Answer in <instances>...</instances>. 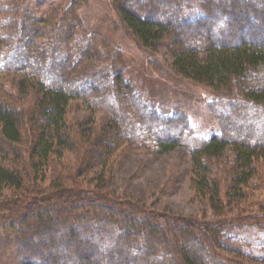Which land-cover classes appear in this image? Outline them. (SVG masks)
<instances>
[{
  "label": "trees",
  "instance_id": "trees-1",
  "mask_svg": "<svg viewBox=\"0 0 264 264\" xmlns=\"http://www.w3.org/2000/svg\"><path fill=\"white\" fill-rule=\"evenodd\" d=\"M214 1L205 0L209 8L206 14L210 17L208 22L211 30L202 29L201 32L188 33L184 37L190 39L193 34L201 33V37L198 36L201 43L197 46L183 47L182 40H178L179 47L172 51V62L168 67L175 75L214 92L219 101L211 102L212 111L213 102L215 105L223 102L232 109V114L238 117L237 125L241 128L237 139L226 135L233 118L222 112L216 114V110L213 113L218 118L221 133L209 139L190 134L181 120L168 122L163 127L175 132L176 136L157 135L153 130L160 127V118L148 112L133 93H124L120 88V75L113 77L101 70L98 71L101 74L94 72V77L102 75L103 79L97 87L88 90V85L80 79H73L75 77L71 79L77 82L72 81L71 86L55 84L32 68L26 67L23 72L19 71L18 67L8 65L7 59L0 68V94L5 92L6 79H11L16 90L14 94L8 92V98L0 95V199L6 190L13 194L11 198L6 196L7 203L2 201L0 205L9 207V201L10 204L15 203V211H20L22 222L30 221L28 225L35 227L26 235L48 241L44 244L47 247V264H101L102 261L96 262L92 257L102 248L109 255L108 264H231L230 259L223 261L216 251L219 241H222L221 221L202 225L197 221L176 218L171 220L173 222L170 225H164L153 218L155 215L152 216L151 211L141 208L139 213H134L120 206L105 208L103 203L100 205L98 198L90 195L89 189L80 186L72 190L67 184L71 179V171L76 170L77 174L83 175L98 164L102 165V172L92 175L96 176V181L101 179L113 149L126 141L134 147L153 144L162 153L185 145L192 154L194 174L197 176L194 183L199 194L209 199L210 204L216 205L220 203V192L216 185L211 189L208 174L212 172L213 160L231 148L235 156L231 164V190L239 199L243 197L244 189L257 174L258 166H264V33L254 27L257 22L264 24V0H234L235 10L242 9L245 18L253 20L254 12L260 18L253 21L252 26L246 24L240 27L237 19L232 24L236 26L234 30L229 21L227 24L224 21L228 19L227 13H223L222 7H218ZM260 1V4L256 3ZM226 3L229 4L230 0H226ZM21 4L18 1L19 7ZM220 13H223L224 19L215 18ZM74 15L73 12L66 18ZM121 16L143 46L153 47L169 32L158 21L138 18L129 11H122ZM11 26L13 29H9L5 36L11 32L12 36L7 37V42L8 46L13 47L11 45L15 43L17 27L14 22ZM222 33L231 36L236 34V37L222 42L218 40L224 36ZM58 50L48 49L45 54L53 59ZM4 72L18 74L13 77L10 74L2 75ZM33 91L31 104L26 107L24 97ZM78 98L85 99L93 110L105 109L113 116L111 131H104L97 138L94 137L98 143L105 144L99 152L93 148L90 150L91 145L90 148L82 145L84 139L68 121L71 101ZM113 103H117L119 109L116 110ZM135 114L140 116L138 120ZM147 125L152 130H148ZM241 138H249L250 142H244ZM24 143L27 144L26 150L22 147ZM69 149L82 150L86 155L66 168L61 158ZM24 153H27L26 158ZM60 166L68 173L60 171ZM49 174L50 182L45 185ZM88 182L92 183V180ZM95 183L97 186L98 183ZM68 194H73V198H66ZM49 200L59 205L54 211L56 217L53 214L45 216L44 211L38 209L43 201H48V205L52 206ZM19 203L35 208V220H29L28 211L20 210ZM62 212L68 217L62 218ZM239 218L245 219L246 215L242 214ZM17 222L15 218L5 217L2 223L6 228H14ZM36 224H39V229ZM133 236H136V240H132ZM192 246L197 248L196 254L190 250ZM89 255L93 262L87 259Z\"/></svg>",
  "mask_w": 264,
  "mask_h": 264
},
{
  "label": "rangeland",
  "instance_id": "rangeland-1",
  "mask_svg": "<svg viewBox=\"0 0 264 264\" xmlns=\"http://www.w3.org/2000/svg\"><path fill=\"white\" fill-rule=\"evenodd\" d=\"M18 1L22 2L20 7ZM214 3L222 7L223 13H227L228 19L224 20L226 24L228 21L231 25L235 24L238 19V27L246 24L252 26L253 21L260 19L257 12H254L253 20L245 18L242 9L235 10L234 0H230L229 4L226 0H216ZM206 4L205 0H0V68L7 59V64L18 67L19 71L23 72L26 67L32 68L55 84L70 85L73 79H80L88 85V90L102 82V75L94 77V72L101 70L113 77L120 75V88L124 93H133L148 112L160 118V127L153 130L157 135L176 136L175 132L163 127L168 122L181 120L190 134L209 139L221 133L216 114L222 112L233 118L226 135L237 139L241 128L237 125L238 117L232 114V109L223 102L216 103L217 108L213 102L216 114L213 113L211 102L219 101L214 92L175 75L168 67L172 62V51L179 47L178 40H182L183 47L197 46L201 43V33L193 34L190 39L184 37L188 33L201 32L202 29L211 30ZM121 10L129 11L138 18L158 21L169 32L153 47L143 46L122 19ZM73 12L76 18L74 15L67 19ZM223 13L215 18L221 19L224 17ZM262 14L264 15V9ZM65 18L67 20L64 23ZM13 22L17 27L15 43L11 45L14 48L8 46L7 42L11 32L5 36L9 29H13L12 26L10 28ZM235 27L232 25V30ZM254 27L264 33V24L257 22ZM222 34L224 36L218 39L222 42L236 37V34ZM27 47L30 52L25 50ZM57 48L59 50L55 58L46 56V50ZM9 74L4 72L2 75ZM17 74L12 72L10 75L14 77ZM72 77L75 78L71 79ZM5 81L6 93L2 92L0 95L8 98V92L14 94L16 90L11 79ZM32 97L34 91L24 97L26 107L30 106ZM113 106L116 110L119 109L117 103H113ZM138 117L140 118L135 114L137 120ZM68 121L84 139L82 145H91L90 150L93 148L99 152L105 144L98 143L96 138L104 131H111L113 116L105 109L93 110L85 99L78 98L71 101ZM146 128L149 130L150 125ZM242 141L250 142L249 138H243ZM22 147L26 150L27 144L24 143ZM84 155L86 153L82 150L69 149L65 151L61 161H65L64 166L68 168V165L75 164ZM24 157H27V153H24ZM234 157L231 148L227 149L221 157L213 160L212 172L208 174L209 185L212 190L217 186L220 203L223 205H212L209 199L199 194L194 183L197 176L194 174L192 154L185 145L162 153L153 144L134 147L126 141L113 149L101 179L96 181V176L92 175L102 172V165L98 164L91 172L83 175L77 174L76 170L71 171V179L67 184L72 190L80 186L89 189L90 195L98 198L100 205L103 203L105 208L120 206L134 213H139L141 208L151 211L152 216L155 215L153 218L164 225H170L173 222L171 220L176 218L197 221L202 225L221 221L222 241H219L216 251L220 253L222 260L228 258L231 264H264V166H258L257 174L251 178L243 197L239 199L231 190V164ZM59 169L68 173L61 166ZM88 180H92V183H87ZM49 182L50 174L44 184ZM95 182L98 183L97 186ZM3 194L0 202L5 201L6 196H13L9 190ZM72 195L68 194L66 198H73ZM9 202V207L0 205V264H47V247L44 244L48 241L26 235V232H31L35 227L28 225L31 224L30 221L23 223L20 211H15V203ZM42 204L38 209L43 210L45 216L55 215L56 206H59L54 201L51 202L52 206L48 205V201H43ZM18 206L20 210L28 211L31 218L29 220H35L34 207H25L23 203ZM62 213V218L70 214L69 211L68 215ZM242 214L246 215L245 219L239 218ZM5 217L17 219V226L6 228L2 223ZM36 225L38 227L39 224ZM132 240H136V236ZM190 250L197 253L194 246ZM108 257L102 248L92 258L99 263L102 261L101 264H108ZM87 259L92 260L91 256Z\"/></svg>",
  "mask_w": 264,
  "mask_h": 264
}]
</instances>
